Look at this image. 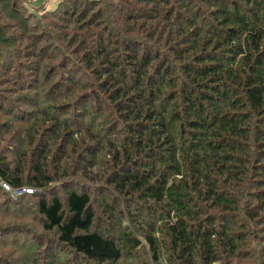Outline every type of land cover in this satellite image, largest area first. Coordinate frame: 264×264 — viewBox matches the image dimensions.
I'll list each match as a JSON object with an SVG mask.
<instances>
[{
	"label": "trees",
	"instance_id": "trees-1",
	"mask_svg": "<svg viewBox=\"0 0 264 264\" xmlns=\"http://www.w3.org/2000/svg\"><path fill=\"white\" fill-rule=\"evenodd\" d=\"M111 1L0 0V264H264V0Z\"/></svg>",
	"mask_w": 264,
	"mask_h": 264
},
{
	"label": "rangeland",
	"instance_id": "rangeland-1",
	"mask_svg": "<svg viewBox=\"0 0 264 264\" xmlns=\"http://www.w3.org/2000/svg\"><path fill=\"white\" fill-rule=\"evenodd\" d=\"M44 1V0H43ZM59 0H50V2H48V6H49V8L50 9H53L55 6H56V4H57V2H58ZM111 2H113V3H122L121 2V0H112ZM41 3V2H40ZM135 12H137V11H135ZM70 21V20H69ZM69 21H67L66 23L68 24L69 23ZM75 21V20H74ZM112 21V20H111ZM65 23V24H66ZM69 25V24H68ZM4 53L7 55V51H4ZM47 53H52V50H48L47 51ZM150 53V52H149ZM6 71V70H5ZM7 72V71H6ZM68 72H70L71 74H70V77L72 78V79H75V78H79V77H81L80 76V73H78V71H70V70H65V73L67 74ZM51 74L52 73H50L49 75L51 76ZM56 79L57 78H59V75L58 74H56ZM55 79V80H56ZM55 80H54V82H55ZM54 82L52 83V84H54ZM58 82V81H57ZM19 83L23 86V85H26V79H21L20 81H19ZM59 84V83H58ZM63 87H64V84H62V85H58V87H57V89L56 90H54V91H52L51 93H50V96H51V98H50V101H56L57 102V100H59L60 99V97L61 96H64V95H66L67 93H69L67 96L68 97H71V95H70V92L71 91H74L75 90V88H70V89H67L66 90V92L65 93H63V91H64V89H63ZM102 94H100V96H101ZM55 96H57V97H55ZM36 98V106L37 107H40L41 106V104H46V100L45 101H42V100H40V98H41V94L39 95V97L37 98V97H35ZM88 98L89 99H91V95H85V94H83L82 96H81V99H80V104L78 105V106H76V107H73L71 110H72V112H71V114L72 115H69L68 117H67V119L68 120H70L71 122H73L72 123V125H74V124H76V128H80L81 126H80V121H81V119H80V117H79V112H80V110H81V108H84V107H86V105H90V102L89 101H85V100H88ZM38 100V101H37ZM103 102L105 103V99L103 100ZM2 109H6V107H2ZM0 111H2V110H0ZM11 114L13 115V113L11 112ZM52 116L53 115H57L56 113H50ZM104 116V119H106V118H108V116L109 115H107V113L105 114V112H102V115H101V117L99 118V119H102V117ZM0 119H2V121L4 120H6V118H5V116L3 117H0ZM17 123H19V122H17ZM25 126H28V125H25ZM16 150H17V148H16ZM10 151V150H9ZM8 152V151H7ZM5 157V156H4ZM0 159H4L3 161H8L7 159H6V157L5 158H0ZM9 162V161H8ZM1 163V162H0ZM29 193H31L30 191H29ZM3 199H5V201H6V197L0 192V215H2L3 213L4 214H7V215H11V217L13 216V219L12 220H7V222L6 223H10V224H12V223H15V224H13V225H17L18 223H17V221H19L20 219H21V223H19V224H23L25 221L27 222V219L28 220H30V221H32L33 223H35V226H34V228H37L36 227V225H38V226H40L41 227V221H39L38 220V218L39 217H37L36 216V212H35V201L30 205V207H28V205L30 204V203H14V204H10V203H7V202H3ZM30 202V201H29ZM4 218H0V222L2 223L4 220H3ZM8 219V218H7ZM40 219V218H39ZM41 220V219H40ZM21 227H23L22 225H21ZM24 228V230H26V231H30V226L27 224V228H25V227H23ZM29 228V229H28ZM102 229V228H101ZM103 231V230H102ZM31 232H33V231H31ZM33 233H35V232H33ZM36 234V233H35ZM23 236V235H22ZM38 236H40V237H42V239H43V236L41 235V234H38ZM17 238H19V239H17ZM13 242H21V236L20 237H17ZM45 238H46V236H45ZM38 240H35L33 237H31V239L28 237L27 239H25V241L24 242H37ZM39 242H42V240H39ZM44 243V242H43ZM50 244H53V242H50ZM52 246V245H51ZM18 248V244L17 243H15L14 245H13V247H12V250L13 251H15L16 249ZM51 251H53V253L52 254H54L56 257H57V261H50V259L48 260V261H44L46 264H48L49 262L51 263V264H55V263H57V264H68V262L70 263V260L69 259H67V257L65 256V255H63V254H60V251H58V249H56V250H51ZM32 253H34V251H30L29 249H28V251L26 250V251H23L22 249H20V250H17V251H15L14 253H11V254H9V257H10V259H8V264H28V262H29V260H30V258L32 259ZM13 254H15V255H13ZM0 256H1V258L0 259H4V257H8V256H4V257H2V255H1V253H0ZM133 256V255H132ZM142 254L140 253V252H138V254H136V258H135V260H134V262H132L133 264H151V262H150V260H148V257H145V259H142ZM16 257H19L18 259H16L15 261H14V258H16ZM34 257V256H33ZM63 258V259H62ZM132 259V258H131ZM133 261V260H132ZM124 264V263H123Z\"/></svg>",
	"mask_w": 264,
	"mask_h": 264
},
{
	"label": "built area",
	"instance_id": "built-area-1",
	"mask_svg": "<svg viewBox=\"0 0 264 264\" xmlns=\"http://www.w3.org/2000/svg\"><path fill=\"white\" fill-rule=\"evenodd\" d=\"M29 191L32 192V190H29V189H23L21 192H22V193H23V192H27V193H29ZM21 192H18V194L21 193Z\"/></svg>",
	"mask_w": 264,
	"mask_h": 264
}]
</instances>
